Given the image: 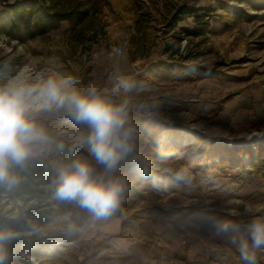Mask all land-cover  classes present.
I'll return each instance as SVG.
<instances>
[{"label": "rangeland", "instance_id": "374dc122", "mask_svg": "<svg viewBox=\"0 0 264 264\" xmlns=\"http://www.w3.org/2000/svg\"><path fill=\"white\" fill-rule=\"evenodd\" d=\"M14 1L0 0V10ZM222 2L241 8L247 16L232 14L222 8ZM55 3L72 12L59 26L22 38L0 31V86L11 82L38 85L71 75L81 93L125 104L126 127L134 130L133 151L115 172L106 173L86 144L75 153L91 166H103L99 177L124 180L127 189L117 211L143 204L142 196L153 187L170 190L174 183L167 199L173 204L169 209H180L185 216L180 232L200 228L203 234H210L217 229V221L228 220L239 223L240 234L246 235L243 226L253 216L264 218V180L259 181L264 177V108L258 109L257 120L243 124L248 115L238 97L249 85L264 86V0ZM192 5L210 24L204 34H192L201 24L193 15L181 12ZM117 77L133 81L137 87L116 93ZM35 119L51 142L38 144L34 155H45L55 169L74 158L67 149L89 131L64 109L37 112ZM60 143L65 150L58 149ZM140 159L152 164L158 180L133 173V165ZM180 168L187 169L188 180L175 178ZM131 181H141L138 189L130 190ZM20 186L18 182L9 191L0 187V216L8 222H0V226L19 233L8 244L6 264H156L143 262L139 244L132 245L127 254L104 251L103 241L93 248L68 231L69 223L77 225L88 216L77 214L75 202L72 206L55 199L53 185L42 186L46 195L28 201ZM43 206L47 211L43 218L24 215L27 211L39 213L37 209ZM90 219L89 215L92 222ZM227 235L221 244L228 253H223L221 264H235L236 258L246 264L231 242L232 234ZM211 240L213 247L216 239ZM255 257V264H264V247L256 250ZM201 264L209 263L204 260Z\"/></svg>", "mask_w": 264, "mask_h": 264}, {"label": "clouds", "instance_id": "9594fccd", "mask_svg": "<svg viewBox=\"0 0 264 264\" xmlns=\"http://www.w3.org/2000/svg\"><path fill=\"white\" fill-rule=\"evenodd\" d=\"M136 87L135 82L117 77L113 91L128 93ZM52 109L66 110L76 123L89 129L86 137L67 149L68 155L74 158L56 167L54 198L75 202L87 210L93 220L110 217L121 204L126 192L125 182L119 177L105 180L95 176L89 162L75 156L76 148L86 144L89 154L104 166L105 172L113 173L133 151L134 130L126 127L125 104H114L95 93H81L74 87L71 75L49 78L38 85L11 82L0 86V185L17 184L20 178L14 169L23 166L35 154L38 144L51 142L35 119V113ZM57 147L65 150L63 143ZM142 174L150 175L147 165L142 167ZM174 175L177 180L189 178L186 168H180ZM215 227L220 233H231V242L237 246L241 258L246 264H255L256 250L264 247V218L253 216L243 226L246 235L240 234L241 225L232 221H217ZM76 230L75 223L68 224L69 232ZM18 235L11 228L0 226V264H6L8 244Z\"/></svg>", "mask_w": 264, "mask_h": 264}, {"label": "crops", "instance_id": "0c3cea01", "mask_svg": "<svg viewBox=\"0 0 264 264\" xmlns=\"http://www.w3.org/2000/svg\"><path fill=\"white\" fill-rule=\"evenodd\" d=\"M248 88L247 92H242L241 96L238 97L243 100L244 108L242 109H245L248 115V119L246 118L247 120L243 124L257 120L256 113H258V109L264 108V106H261L264 105V86L252 84ZM244 102H248V104ZM136 170L134 167L133 173ZM130 172L133 174L131 170ZM153 178L157 179L158 176ZM262 179L264 180V177L261 176L259 181ZM140 184L141 181L139 183L131 181L128 186L130 190L134 191L138 189L137 187ZM173 184L169 187L170 190L168 187L162 189L163 187L160 188V186L153 185L156 186L153 187V191L142 196V199H145L143 204L134 208L122 205L123 207H120L119 211H116L115 214L106 219H90L92 222H89L90 214L87 210L77 206L76 211L79 212L77 214H87L88 216L85 221L77 223V230L72 235L86 240L93 248L96 242L103 241L104 251H108L110 254H127L131 251L132 245L139 244L143 262L147 260L149 263L156 264H177V262L181 264H201L206 260L209 264H221L222 260L224 261L223 253H228L227 248L221 243L224 242L223 239L228 235L218 232L217 229L214 232H210V234H206L205 231V234H203V230L200 228H193V232L189 230L180 232V229H182L180 225L184 222L185 216L180 209L177 211L169 209L172 208L173 204L171 200L167 199V194L175 189V184ZM262 184L264 185V182ZM130 194L127 190L126 201L131 198ZM150 196L151 200L148 199ZM175 198L176 196L173 200ZM71 205L73 206L72 203ZM44 207L37 209L39 213L27 211L24 215L31 217L34 213L35 216H46L47 211H44L46 208ZM132 214L133 217H130ZM206 232L208 233V231ZM213 236L216 242L211 247V237ZM235 262V264H243L237 258Z\"/></svg>", "mask_w": 264, "mask_h": 264}, {"label": "trees", "instance_id": "16d2710c", "mask_svg": "<svg viewBox=\"0 0 264 264\" xmlns=\"http://www.w3.org/2000/svg\"><path fill=\"white\" fill-rule=\"evenodd\" d=\"M238 1L244 2L247 0ZM221 6L222 8H227V11H231L232 14L237 16H247V12H243L239 7H232L226 2H222ZM182 10L181 12H184L188 16L193 15L196 18L197 24H201L192 30V34L201 35L207 31L210 24L198 14L197 8L194 5L184 7ZM71 16L72 12L70 8L58 7L55 0H15L13 3L7 4L5 9L0 10V31H4L9 36L15 38H22V35H34L45 28H55L59 26L62 20L70 19ZM79 151H82V149L76 148V152ZM136 163L134 164V167L137 169L135 171L136 174L139 173L143 178H152L155 175L154 169L149 163H146L142 159L136 161ZM144 165H147L149 168L150 175L148 176L142 174V167ZM92 168L94 175L99 177L103 166L95 165ZM14 172L17 175L20 173V187L27 192L28 197L26 199L28 200L33 197L45 196L47 192L44 188L42 189V186L50 185L51 187L56 175L55 167L45 155H33L23 166L16 167ZM13 186L0 185L4 190H11ZM0 222H7V219L0 216ZM13 228L17 229L21 227L13 225Z\"/></svg>", "mask_w": 264, "mask_h": 264}]
</instances>
